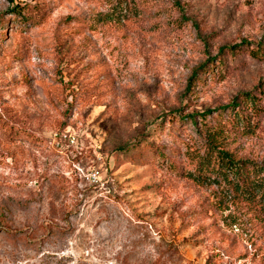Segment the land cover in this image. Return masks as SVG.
<instances>
[{"label":"rangeland","instance_id":"1","mask_svg":"<svg viewBox=\"0 0 264 264\" xmlns=\"http://www.w3.org/2000/svg\"><path fill=\"white\" fill-rule=\"evenodd\" d=\"M25 3L35 24L11 14ZM243 39L264 41V0H0V264H264L250 207L153 161L158 145L203 151L192 125L161 134L168 114L264 82L244 54L187 90ZM259 119L238 155L264 158Z\"/></svg>","mask_w":264,"mask_h":264},{"label":"trees","instance_id":"2","mask_svg":"<svg viewBox=\"0 0 264 264\" xmlns=\"http://www.w3.org/2000/svg\"><path fill=\"white\" fill-rule=\"evenodd\" d=\"M38 12L36 6L25 3L15 4L11 14L19 23L28 26L36 23ZM181 19L188 21L183 17ZM64 22L72 24L73 28L79 25V20L74 17H67ZM244 54L254 60H264V41L252 43L243 39L240 43L221 46L216 62H212L213 56L207 55V60L192 70L187 90L194 93L195 87L202 84L203 75L221 73L229 60H237ZM214 68L218 69V73H213ZM73 85L70 84L69 88ZM71 90L76 98L77 92ZM176 113L168 114L165 122H161V134L175 142L180 139L183 130L192 125L196 134L203 139V151L184 150L179 144L158 145L154 149L155 164L177 171L198 185H216L232 203L250 207L254 215L264 221V158L256 160L240 156L232 147L240 132L251 134L259 126V117L264 113V82L258 83L253 90L239 93L226 105L187 114L183 110ZM182 156H185L189 168L180 170L178 163ZM208 264H216L213 256Z\"/></svg>","mask_w":264,"mask_h":264}]
</instances>
